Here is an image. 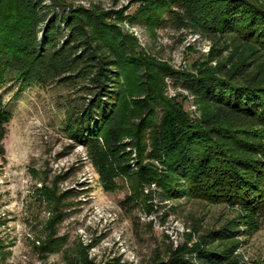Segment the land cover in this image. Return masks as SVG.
Masks as SVG:
<instances>
[{"label":"trees","instance_id":"trees-1","mask_svg":"<svg viewBox=\"0 0 264 264\" xmlns=\"http://www.w3.org/2000/svg\"><path fill=\"white\" fill-rule=\"evenodd\" d=\"M139 1L125 13L69 0H0V89L60 83L84 93L65 129L85 146L104 189L127 188L123 205L151 213L160 195L242 209L151 264H235L238 237L264 217V0ZM124 18L226 36L231 52L216 66L173 70L122 31L116 21ZM165 74L198 98L199 116L184 97L165 93ZM10 116L0 93L1 157Z\"/></svg>","mask_w":264,"mask_h":264},{"label":"rangeland","instance_id":"rangeland-1","mask_svg":"<svg viewBox=\"0 0 264 264\" xmlns=\"http://www.w3.org/2000/svg\"><path fill=\"white\" fill-rule=\"evenodd\" d=\"M133 13L139 0H69ZM140 49L173 70L216 66L231 52L228 37L211 39L189 30L116 21ZM165 93L184 97L196 116L198 98L170 75ZM11 111L0 156V264H151L179 244L243 214L239 206L200 198L153 199L155 210L121 201L126 187L106 190L86 157L85 146L65 129L70 109L85 94L69 85L8 83L0 89ZM234 252L235 264L264 263V217Z\"/></svg>","mask_w":264,"mask_h":264}]
</instances>
